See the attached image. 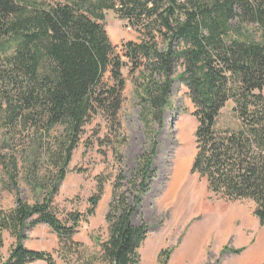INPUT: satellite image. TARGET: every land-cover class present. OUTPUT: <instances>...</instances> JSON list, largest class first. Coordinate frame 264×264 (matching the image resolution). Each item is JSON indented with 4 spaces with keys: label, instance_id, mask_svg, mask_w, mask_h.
Instances as JSON below:
<instances>
[{
    "label": "trees",
    "instance_id": "1",
    "mask_svg": "<svg viewBox=\"0 0 264 264\" xmlns=\"http://www.w3.org/2000/svg\"><path fill=\"white\" fill-rule=\"evenodd\" d=\"M109 11L140 37L120 53L105 29ZM6 42L0 146L9 155L0 154V247L4 232L16 244L5 264H57L55 255L64 264H141L149 227L133 220L156 174L155 139L176 81L188 90L197 124L191 174L228 202L254 203L264 226V0H0V54ZM128 66L137 75L135 93L151 144L132 177L120 172L114 181L105 215L108 237L94 238L90 251L75 237L96 216L108 178L98 179L85 212L61 211L53 198L93 117L120 132L122 70ZM12 145L23 146L32 168L26 181L34 194L39 191L34 205L21 198ZM5 192L16 199L10 211L2 208ZM41 225L58 239L54 253L23 245L24 232ZM225 251L239 256L245 250ZM171 257L172 250L161 251L158 264H169Z\"/></svg>",
    "mask_w": 264,
    "mask_h": 264
},
{
    "label": "rangeland",
    "instance_id": "2",
    "mask_svg": "<svg viewBox=\"0 0 264 264\" xmlns=\"http://www.w3.org/2000/svg\"><path fill=\"white\" fill-rule=\"evenodd\" d=\"M105 18L106 32L111 43L118 47V53L121 52L123 45L139 42L138 32L128 27V23L121 20L114 11L105 12ZM7 43L1 44L6 50L0 54V60L4 59V54L7 52ZM130 68L128 66L122 70L126 87L123 93L124 103L119 114L120 132L115 134L112 125H109L101 116L93 117L73 153L68 174L59 186L58 195L53 198L54 207L61 211L73 209L85 212L88 208L87 200L96 192L98 179L108 178L101 201L104 209L99 210V215L92 218L88 224H82L79 234L75 237L77 242L83 243L90 251H95L96 248L94 238L106 240L108 237L105 215L112 200L114 181L120 172L129 180L136 170L138 159L151 144L135 93L133 82L137 79V75L132 76ZM182 71L183 69L179 68L176 75H180ZM108 78L107 74L105 81ZM231 107L232 105L229 104L223 113L225 124L229 122ZM193 112L194 107L187 88L182 82L176 81L165 126L155 139L157 148L153 159V169L156 174L151 181L149 191L142 197V203L133 220L136 225L145 223L149 227L148 239L140 250L141 264H158L159 254L167 249L172 250L169 264H243L248 260V254L256 252L264 245V226L260 225L254 215V203L228 202L208 191L205 182L191 174L196 156L197 128L196 121L192 117ZM12 147L15 148L13 156L19 162L18 181L21 198L30 205H34L40 198L39 191L34 194L26 181L27 172L32 168L24 162L26 157H23L24 154L20 149L23 146L16 148L12 145ZM0 154L9 155L6 150L1 151V146ZM31 159V156L27 157L28 161ZM41 174L39 173V176ZM175 182L181 189L192 193L195 198L205 199L207 210L204 215L188 220L182 213H177L174 204L166 203L169 189ZM15 202L13 194L7 192L2 194L3 210L14 209ZM209 216L221 217L222 220L234 218L236 230L228 236L215 231L199 240L193 250L189 251L188 246L190 239L194 237V229L202 225ZM24 235L26 240L23 241V245L28 249L43 250L47 253L58 250V239L48 227L39 226L34 230L25 231ZM2 243L0 264H5L16 240L9 233L4 232ZM225 249H244L245 251L236 256ZM54 257L57 264H64L57 255Z\"/></svg>",
    "mask_w": 264,
    "mask_h": 264
},
{
    "label": "bare ground",
    "instance_id": "3",
    "mask_svg": "<svg viewBox=\"0 0 264 264\" xmlns=\"http://www.w3.org/2000/svg\"><path fill=\"white\" fill-rule=\"evenodd\" d=\"M197 197L199 196L197 195ZM165 200L166 203L174 204L177 213H182L183 217L188 220L201 217L202 215L205 214L207 210L206 209L207 203L205 202V199L195 198V196H193L192 193L181 189L179 187V184H177L176 182L172 187H170L169 194ZM234 221H235L234 218L222 220L221 217L209 216L207 220L204 223H202V225H198L194 229L195 232L194 237L190 239V243L188 246L189 251L193 250V248L197 245L199 240L204 239L205 237L211 235L215 231H218L223 236L231 235L232 232L236 230L234 226ZM215 223L219 227L217 225L216 227ZM263 252H264V245H262L260 249H257L256 252L254 251L248 254V257L257 256L259 253H263Z\"/></svg>",
    "mask_w": 264,
    "mask_h": 264
},
{
    "label": "crops",
    "instance_id": "4",
    "mask_svg": "<svg viewBox=\"0 0 264 264\" xmlns=\"http://www.w3.org/2000/svg\"><path fill=\"white\" fill-rule=\"evenodd\" d=\"M101 209L103 210L104 207L101 206V203H100L98 210H97V213H96V216L99 215V210L101 211ZM103 214H105V213H103ZM41 226H43V225H41ZM30 250H34V249H30ZM34 251H43V250H34ZM263 263H264V252L259 253L257 256L248 257V260L246 262H244L243 264H263Z\"/></svg>",
    "mask_w": 264,
    "mask_h": 264
}]
</instances>
